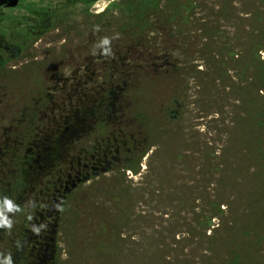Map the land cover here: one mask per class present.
<instances>
[{
	"label": "rangeland",
	"instance_id": "rangeland-1",
	"mask_svg": "<svg viewBox=\"0 0 264 264\" xmlns=\"http://www.w3.org/2000/svg\"><path fill=\"white\" fill-rule=\"evenodd\" d=\"M117 1L87 6L54 0L59 20L30 48L38 60L51 59L54 52V83L59 85V75L68 77L75 65L67 46L76 51L81 42H90L87 26H93V55L106 36L126 37L116 31L128 16ZM191 1L181 25L164 24L160 7L144 5L137 12L149 15L152 25L149 40L135 42L123 59L118 117L96 124L98 112L90 113L93 118L86 123L77 118L78 148L90 137L104 139L108 155L118 144L134 153L124 160L120 150L121 162L79 184L49 217L54 264H264V128L257 111L264 102V88L257 91L262 84L258 60H264V0ZM96 13L104 15L91 16ZM7 77L20 82L24 75ZM6 80L1 76L0 84ZM93 93L95 101L101 93ZM85 103L86 96L67 90L46 130L61 133L67 117L79 114ZM5 112L0 105V134L4 117L18 115ZM119 127L133 140L122 143L115 133ZM62 138L56 157L42 159L41 172L29 173L22 191L14 168L21 159H0V212L10 222L0 226V264L26 219L39 211L46 214L52 194L71 184L72 144L66 134ZM209 217L213 226L207 229Z\"/></svg>",
	"mask_w": 264,
	"mask_h": 264
},
{
	"label": "flooded vegetation",
	"instance_id": "flooded-vegetation-1",
	"mask_svg": "<svg viewBox=\"0 0 264 264\" xmlns=\"http://www.w3.org/2000/svg\"><path fill=\"white\" fill-rule=\"evenodd\" d=\"M64 1L66 3L81 2L89 6L99 0ZM102 15L104 13H96V15L91 16L101 17ZM54 20H59L54 16V0H0V77L6 76L7 79L5 83L0 84V105L3 106L5 113L17 111L16 114H18L12 116V113H10V116L4 117L1 121L3 125H1L2 131L0 134V144L2 145V148L0 147V159H13V157L14 159H21L20 163L18 160V163L15 164L17 167L14 166L15 170L18 168L19 176V186H16L21 191L28 186L26 176L29 173L31 175L33 172H41L39 169L42 166L40 164L42 159H54L56 157H54V154L55 151L58 152L59 140L54 136V129L48 132L45 127L49 125L48 123L51 120L53 125L54 112L58 101L60 96L66 93L67 90L68 94L75 91L86 96L84 123L89 121V115L93 110L99 111L102 116H105L107 110H111L113 111L111 115L115 118L118 117L117 101L122 91L123 59H125L128 49L131 48L132 50L136 42L129 39L127 35L125 37V34L119 31L120 25L116 31L124 36L121 41L116 38L118 34L115 36L109 35L112 33L107 31L109 36L106 37L109 43L98 42L97 53L93 55L89 51L91 49L89 43H95L92 40L93 26H87L90 28L88 34L90 42L88 44L81 42L77 45L76 51L67 46L69 59L75 65L72 66L68 77L59 75L58 80L60 79L59 82H61L58 85L54 83V52L51 59L42 58L38 60L36 55H33L30 51L31 47H36V44L45 33L54 30L56 24ZM10 29H23L25 32L12 34V32H9ZM127 40H130L133 45L127 46L128 43H125L129 42ZM27 57H31V60H28ZM17 62H19V65L15 64ZM20 73L24 75L19 79L20 82L7 77L8 75H20ZM40 73L49 77L50 80L42 79L39 76ZM97 79H99V82H97ZM75 88L78 90H75ZM93 90H98L101 94L93 104L87 103V95L89 97ZM106 94L109 97L114 95L115 102L108 105ZM103 95L105 98H101ZM91 106H94V108H91ZM75 123L73 118L72 121L68 122V128H74ZM118 129L119 132L115 129V133H118L116 137L119 136L122 143L133 140L130 132L128 134L132 138L129 137V140L123 141L124 133H121L120 127ZM76 137L78 136H75L73 132L68 138L69 145H72L69 146L68 155L71 154V156L69 155L67 169V176L72 177L70 186L72 183H75V186L69 192H63L67 185L61 189V195L64 199L79 184L89 181L91 177L105 174L117 162H121L122 158L117 155L120 150L125 154L124 160H127L134 153L132 147H123L122 150L120 144L117 143L114 153L108 155L107 149L102 146L104 139H97L93 142L90 137L84 139L80 149L77 140L75 141ZM92 142L93 145L91 146ZM54 144H57V147H54ZM5 150L9 151L8 156L4 153ZM75 150H79L77 155H74ZM110 151L112 150L110 149ZM0 164L2 165V162ZM58 191L60 190H56V193L52 194L51 203L57 200ZM7 195H9V192ZM49 217L51 216L42 214L39 211L36 216L26 219L23 230L16 239L9 241L11 246H9L10 253H7V257L11 258L12 264L55 263L56 243L54 228L50 231L48 229ZM31 223H34V228L31 227Z\"/></svg>",
	"mask_w": 264,
	"mask_h": 264
},
{
	"label": "trees",
	"instance_id": "trees-1",
	"mask_svg": "<svg viewBox=\"0 0 264 264\" xmlns=\"http://www.w3.org/2000/svg\"><path fill=\"white\" fill-rule=\"evenodd\" d=\"M162 2L163 4L161 5ZM117 3H120L119 6L122 8V10L124 9L126 13L128 14V16H125L127 20L124 22V24L121 25V28H120L121 30L119 29V31H121V33H127V35L129 36L128 37L129 39H131L132 41H136L138 43H145L146 41L149 40V36L146 33L150 31L148 27L152 25L151 17H149V15H143V14L137 13L139 12V10L142 9L144 5H147L149 7H153V6L160 7L161 13L159 15H161L163 20H166L164 21V24L165 23L170 24L171 22L176 21L178 24L181 25L186 22V18L189 17L188 13L191 10V6L194 4L191 0H118ZM184 14H185V17H184ZM125 26H130V29H127ZM258 63H260L259 77L262 81V84H260V87H257V91L262 93L263 88H264V60H261V62L258 60ZM263 96H264V93H263ZM90 97H91V104H93L95 102L94 99L92 100V97H95L93 92L90 93ZM103 97L104 95L101 96V98ZM105 97L107 98L106 102L108 105L115 102L114 95H112V97H109L106 94ZM247 102L249 104V99H247ZM257 111L260 116L259 124L261 125L262 128H264V102L259 103ZM94 112H98V115H96V117L93 119L94 124L98 123V121L99 122L106 121V119L108 120L109 117L114 118V116L111 115L113 114V111L111 110H107L105 112V116L100 115V112L95 111V110H93L91 113L94 114ZM74 114H75V117H74ZM76 114L77 112L71 113L69 117H67V122H65L66 124L63 127V131L61 133L58 132V134L55 135L59 140V145H61L62 144L61 142H63L62 137H64V134H66L68 138L69 136L72 135L73 132H74V135L76 134L79 119L84 121V118L86 117V112L84 111V108L80 111L79 114H77V116ZM78 117L79 119H77ZM73 118L76 122L75 127L68 128V122L72 121ZM90 118H93V117L91 116ZM129 137L130 135L128 133L123 134V141L129 140L130 138H132V137L130 138ZM76 139H77V142L79 143L80 137H76ZM15 181H16L15 184H19L18 175L16 176ZM5 193H6V190H5ZM211 226H213V223L211 222V217H209L208 221L205 223V228L210 229ZM212 228H215V227H212Z\"/></svg>",
	"mask_w": 264,
	"mask_h": 264
},
{
	"label": "water",
	"instance_id": "water-1",
	"mask_svg": "<svg viewBox=\"0 0 264 264\" xmlns=\"http://www.w3.org/2000/svg\"><path fill=\"white\" fill-rule=\"evenodd\" d=\"M74 186H75V183H72V185L71 186H67L64 189L63 192H69L71 190V188L74 187ZM57 194H58L57 200L54 203H52L50 205L49 209L46 211V215L47 216H51L53 213H57L60 210V207H61V205L63 203V199L64 198L61 195V191H58ZM31 227L34 228V223H31Z\"/></svg>",
	"mask_w": 264,
	"mask_h": 264
},
{
	"label": "clouds",
	"instance_id": "clouds-1",
	"mask_svg": "<svg viewBox=\"0 0 264 264\" xmlns=\"http://www.w3.org/2000/svg\"><path fill=\"white\" fill-rule=\"evenodd\" d=\"M103 43L108 44L109 41L105 39ZM5 204L9 206L10 211L13 210V207L11 206L10 201H5ZM0 226H10V222L6 219V217L3 215L2 212H0ZM2 264H12L11 258L10 257L5 258Z\"/></svg>",
	"mask_w": 264,
	"mask_h": 264
}]
</instances>
